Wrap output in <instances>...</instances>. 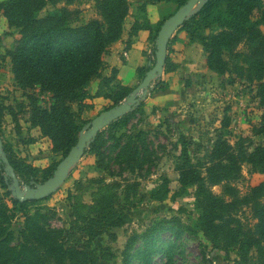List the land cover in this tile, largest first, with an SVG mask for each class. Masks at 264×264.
I'll list each match as a JSON object with an SVG mask.
<instances>
[{"label":"trees","instance_id":"trees-1","mask_svg":"<svg viewBox=\"0 0 264 264\" xmlns=\"http://www.w3.org/2000/svg\"><path fill=\"white\" fill-rule=\"evenodd\" d=\"M62 0H6L0 1V14L7 20L8 27L19 31V39L12 50L7 52L11 59L12 73L17 87L27 96L29 102V123L38 129L43 138L51 143L54 155L66 156L77 143L78 134L84 126L80 124V114L92 108L86 102L102 97L119 105L132 92L116 80V72L111 77H103L104 57L110 48L118 43L125 31V21L130 13L129 0H96L98 18L84 21L81 11L74 7L78 0H67L66 6L41 16L48 3L58 5ZM189 0H152L154 3L177 2L179 8ZM74 7V8H70ZM70 8V9H69ZM178 8V9H179ZM162 24V23H161ZM159 24L156 35L161 28ZM264 0H210L203 10L188 21L181 29L193 43L202 46L207 55V69L229 85L248 84L256 91L263 116L258 127L252 129L253 137L264 138ZM152 30L145 25L135 24L131 36L142 30ZM157 37V36H156ZM155 37V40H156ZM155 53V50H154ZM155 55V54H154ZM4 57L0 56V71ZM139 69L142 80L149 71ZM175 70L168 57L164 73ZM100 81L95 97L90 95L91 84ZM161 81L155 90H162ZM37 91V92H35ZM37 93V94H36ZM49 96L51 105L44 106L40 95ZM143 106V104H142ZM142 106L107 128L115 140L113 150H118L116 161L120 164L139 166V154L146 156L147 149H140L135 143L144 142V132L137 136L116 133L125 129L130 119L141 112ZM21 108H25L20 104ZM18 123L14 113H10ZM227 132L229 121L223 126ZM106 131V129L104 130ZM104 131L100 132L90 150L98 158V166L105 163L102 152L106 141ZM2 137V132L0 130ZM221 133L208 155L209 166L204 177L201 168L192 163L186 146L183 147L178 166L180 192L195 200L199 217L191 234H202L213 249L230 256L235 253L237 264H264V183L252 187L240 195L233 186L242 178L244 166L252 172L264 174V145L250 151L252 138H242L234 146ZM126 139L122 145V140ZM4 149L16 176L23 185L38 182L41 172L43 182L51 178L58 164L39 169L19 158L14 150L4 143ZM118 186V185H116ZM222 186V195L213 193L211 187ZM0 189L5 196L0 198V264H97L87 250L66 246L64 232L50 227L48 216L39 209L33 213L28 209L42 201L21 203L11 197L0 171ZM168 182L157 189L152 200L164 201L168 198ZM117 194L110 185H104L95 194L92 206H84L86 216H79L85 224L83 233L89 244L105 232L127 224L128 217L115 206ZM49 199V198H48ZM46 199V200H48ZM9 201V202H8ZM244 209L250 210L254 223L250 226H232L234 217ZM18 213L24 215L18 245H14L16 233L12 222ZM78 224L74 222L72 228ZM166 231L162 226H154L142 236L144 247L132 252L138 238L127 246L122 264H155L159 254L171 262L173 246L160 247L159 235ZM136 259L138 261H136Z\"/></svg>","mask_w":264,"mask_h":264},{"label":"rangeland","instance_id":"rangeland-1","mask_svg":"<svg viewBox=\"0 0 264 264\" xmlns=\"http://www.w3.org/2000/svg\"><path fill=\"white\" fill-rule=\"evenodd\" d=\"M66 2L62 0L56 6L48 3L41 16L66 6ZM146 6H139V14L143 18H146L143 15L146 14ZM74 7L81 11L84 21L98 18L96 0H78ZM178 8L177 2L162 3L159 10L152 8L150 12L157 15L161 13L163 24ZM262 30L264 32V26ZM17 39L19 31L10 29L7 20L0 14V56L4 57L0 71V130L3 143L10 146L19 158L35 166L38 162H45L36 167L45 169L58 164L65 156L54 155L49 141L41 136L39 130L30 127L29 107H26L29 102L14 81L11 59L7 56ZM125 54L128 55V52ZM184 57L178 63V72L175 71L174 76L156 94L157 97L164 95L163 103L154 107L145 105V109L134 115L124 130L116 133V137L123 134L134 137L139 132L145 133L143 144L139 140L135 143L140 149L142 146L147 149L145 157L139 154V166L116 161L119 151L113 150L115 140L112 139L111 131L106 129L103 133L106 144L102 148L105 163L99 167L98 158L88 153L55 195L28 209L31 213L39 209L47 214L50 227L64 232L66 246L87 250L97 264H122L123 254L131 241L138 238L132 249L136 253L144 247L142 236L145 232L160 225L166 231L160 233L158 244L160 247L173 246V251L171 262L164 254H159L154 259L155 264H237L235 253L226 256L224 252L213 249L202 234L195 235L188 231L187 227L195 224L199 213L194 198L188 194H178V166L183 147L186 146L190 160L201 168L205 177L209 152L221 133L227 134V140L232 146L247 137L252 138L253 142L250 151L264 145V138L253 137L252 133V129L261 123L263 109L259 106L253 86L245 83L229 85L207 70L204 65L206 59L203 60L207 55L200 52V49L193 50L189 60ZM40 99L44 100V106L51 105L49 96L41 94ZM92 102L90 99L86 103L91 105ZM20 104L25 108H21ZM91 106V109L80 114L81 126L112 108L113 102L110 101L108 105L93 103ZM12 112L18 123L10 115ZM228 121L226 132L223 126ZM122 141L124 145L126 139ZM42 175L40 172L38 183H43ZM165 180L170 188L168 198L161 202L152 200V194L161 188ZM263 183L264 174L252 172L249 166H244L242 178L233 186L240 195H244L250 188ZM104 185H110L117 194L115 206L128 217L127 224L105 232L89 244L88 237L83 233L85 224L79 220V216H86L88 212L83 207L93 205L95 194ZM211 189L214 194L222 195V186ZM4 196L5 190L0 189V198ZM234 218V227L239 224L246 227L254 223L248 209L239 212ZM23 221L24 215L18 213L12 222L16 233L14 245L21 241ZM77 221V226L72 228V224Z\"/></svg>","mask_w":264,"mask_h":264},{"label":"water","instance_id":"water-1","mask_svg":"<svg viewBox=\"0 0 264 264\" xmlns=\"http://www.w3.org/2000/svg\"><path fill=\"white\" fill-rule=\"evenodd\" d=\"M210 0H189L162 24L155 40V58L149 62V71L140 84L126 99L117 106L104 111L87 123L78 134L77 143L68 154L58 163L51 178L43 183L36 181L23 185L16 176L4 149L0 135V171H4V178L11 197L21 203L28 201H42L55 195L77 169L100 132L113 123L120 121L127 115L138 110L149 98L162 81L168 50L175 33L188 21L198 15Z\"/></svg>","mask_w":264,"mask_h":264},{"label":"crops","instance_id":"crops-1","mask_svg":"<svg viewBox=\"0 0 264 264\" xmlns=\"http://www.w3.org/2000/svg\"><path fill=\"white\" fill-rule=\"evenodd\" d=\"M130 3V13L125 21L124 35L122 39L118 43L114 44L105 55V68L103 70L102 76L108 78L112 76L113 72H116V80L118 83L124 87L132 89L133 91L141 82L138 70L148 68L149 62L155 58L154 36L156 35L159 24L162 23V14L159 13L157 15L156 13L150 11L152 8L159 10V7L162 3H153L151 0H130ZM144 4H147L146 14H143L146 15V18H143V16L139 14V6L141 7ZM140 10L143 11L144 9ZM145 22H148L151 25L152 30L144 29L136 36H131V30L133 26L136 23L145 25ZM198 49H200V52H203L202 47L198 43H193L190 40L188 34L184 30L179 29L175 33L168 50V57L174 65L175 70L172 71L174 73H164L162 81L164 83H168L169 78L174 76L175 71L178 72V63H181V59L186 55L184 58L187 57V60H189L192 56L193 50L198 51ZM126 52H128V55L125 54ZM204 59L206 58L204 57L203 60ZM204 65H206V61H204ZM188 66H190L189 63ZM99 87V80H96L91 84L89 92L92 97L96 96ZM158 91L161 90H155L149 96L146 102L143 103L142 110L145 109V105L154 107L158 106V103H163L164 100L162 98H164V95H159V97H157L158 95L156 96V94ZM92 100L93 102L91 105H93V103H98V105H108V103H110L109 100H106L102 97L92 98ZM48 144L51 146L50 141ZM43 163L45 162H38L37 166H41Z\"/></svg>","mask_w":264,"mask_h":264}]
</instances>
